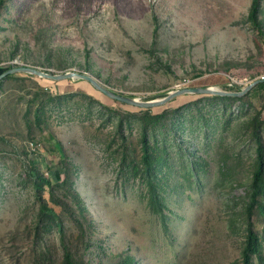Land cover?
I'll list each match as a JSON object with an SVG mask.
<instances>
[{
    "label": "rangeland",
    "instance_id": "obj_1",
    "mask_svg": "<svg viewBox=\"0 0 264 264\" xmlns=\"http://www.w3.org/2000/svg\"><path fill=\"white\" fill-rule=\"evenodd\" d=\"M252 2L0 0V73L75 69L145 100L192 86L237 91L264 76ZM258 17L264 30V0ZM212 96L146 113L85 80L0 81V264H65L66 252L73 264H244L249 221L262 243L252 264H264V218L247 212L264 90ZM32 172L54 182L43 198L62 231L42 224Z\"/></svg>",
    "mask_w": 264,
    "mask_h": 264
},
{
    "label": "trees",
    "instance_id": "obj_2",
    "mask_svg": "<svg viewBox=\"0 0 264 264\" xmlns=\"http://www.w3.org/2000/svg\"><path fill=\"white\" fill-rule=\"evenodd\" d=\"M258 7H259V0H253L252 7L250 10V14H249V18H250L251 22L254 24V26L256 27V29L258 30V32L262 36H264L263 26H262V23L259 21V17H258ZM29 75H31V74H29ZM31 76L37 77L34 75H31ZM261 90H264V83L257 84L246 95H248V96L256 95L257 92H259ZM205 97H208V96H205ZM212 97L225 98V97L216 96V95L212 96ZM239 98L241 99L243 97H239ZM110 100H112V99H110ZM116 102H118V101H116ZM119 103L123 104L121 102H119ZM139 109L145 111L146 113H153V110H155V109H141V108H139ZM164 110H166V109H164ZM158 115H160V114H158ZM37 117L40 119V111L37 112ZM255 134L257 137L258 144H259V147L257 149L258 161H257L256 170H255L254 176H253V191L250 194L251 200L248 204L247 212H248V215L251 216L252 213H255V211L257 210V213L264 218V198H262V196L264 194V164H263V162H264V160H263L264 149H263L262 144H261V136H260L259 132L255 133ZM150 148L151 147H150V144L148 142V139L146 136H144L142 138V151H143L142 158H143V164H145L147 167L151 166L152 163L154 162L153 155L151 153ZM34 161L35 160L33 158L30 159V164L33 166L35 163ZM137 167H138V165H137ZM32 175L36 179V183H35L36 195H37V198L41 202V214L43 217L42 224H44V226L46 228H49L51 226L50 222L51 223L53 222L57 226L59 231H62L63 230L62 221L60 220L58 213L52 207H50L49 204L46 203L44 198H43V192L45 191L46 186H48L50 188L52 196L53 197L55 196L54 182L52 181V179L50 177L46 176L45 174L32 172ZM255 208H257V209L255 210ZM80 209H81V211H86L85 207L83 205L80 206ZM261 249H262V243L259 239V235L254 230V228L252 226V222L249 221V225L247 228L246 244H245V247L243 250V263L244 264H252L253 258L255 256L259 257L261 255ZM65 264H73L71 254L69 252H66Z\"/></svg>",
    "mask_w": 264,
    "mask_h": 264
},
{
    "label": "water",
    "instance_id": "obj_3",
    "mask_svg": "<svg viewBox=\"0 0 264 264\" xmlns=\"http://www.w3.org/2000/svg\"><path fill=\"white\" fill-rule=\"evenodd\" d=\"M16 73H27L54 83H70L77 80L88 81L92 86L106 98L121 102L123 104L129 105L135 108L141 109H156L164 108L168 106L175 98L186 96V95H216V96H233L241 97L247 94L252 88H254L259 83H264V77L257 78L250 82L243 88L237 91L230 90H219L214 86H192L181 89H175L169 91L160 98L145 100L143 98L131 97L120 94L112 89L104 86L97 78L89 73L77 71V70H67L62 73H54L40 68H36L29 65L19 64L11 68L6 69L0 73V81L4 80L6 77Z\"/></svg>",
    "mask_w": 264,
    "mask_h": 264
},
{
    "label": "bare ground",
    "instance_id": "obj_4",
    "mask_svg": "<svg viewBox=\"0 0 264 264\" xmlns=\"http://www.w3.org/2000/svg\"><path fill=\"white\" fill-rule=\"evenodd\" d=\"M77 81H79V80H77ZM216 89H219V90H222V89H220V88H217V87H215ZM162 99V97L160 98V99H158V100H161Z\"/></svg>",
    "mask_w": 264,
    "mask_h": 264
},
{
    "label": "built area",
    "instance_id": "obj_5",
    "mask_svg": "<svg viewBox=\"0 0 264 264\" xmlns=\"http://www.w3.org/2000/svg\"><path fill=\"white\" fill-rule=\"evenodd\" d=\"M264 77V76H263Z\"/></svg>",
    "mask_w": 264,
    "mask_h": 264
}]
</instances>
